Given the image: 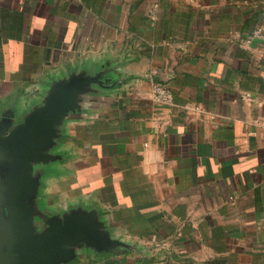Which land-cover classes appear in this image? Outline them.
Wrapping results in <instances>:
<instances>
[{
    "label": "crops",
    "instance_id": "1",
    "mask_svg": "<svg viewBox=\"0 0 264 264\" xmlns=\"http://www.w3.org/2000/svg\"><path fill=\"white\" fill-rule=\"evenodd\" d=\"M99 60L126 82L68 122L46 196L138 251L77 264H264V0H0V110Z\"/></svg>",
    "mask_w": 264,
    "mask_h": 264
},
{
    "label": "water",
    "instance_id": "2",
    "mask_svg": "<svg viewBox=\"0 0 264 264\" xmlns=\"http://www.w3.org/2000/svg\"><path fill=\"white\" fill-rule=\"evenodd\" d=\"M126 82L110 61L53 75L39 99L0 110V264H77L84 254L125 255L138 249L101 210L54 206L47 181L67 160L66 126L95 100Z\"/></svg>",
    "mask_w": 264,
    "mask_h": 264
},
{
    "label": "built area",
    "instance_id": "3",
    "mask_svg": "<svg viewBox=\"0 0 264 264\" xmlns=\"http://www.w3.org/2000/svg\"><path fill=\"white\" fill-rule=\"evenodd\" d=\"M262 32L258 30L252 35L250 38L261 37ZM171 77L164 82H155L153 85V98L156 103L163 105V106H174L175 104V94L172 90L169 80Z\"/></svg>",
    "mask_w": 264,
    "mask_h": 264
}]
</instances>
